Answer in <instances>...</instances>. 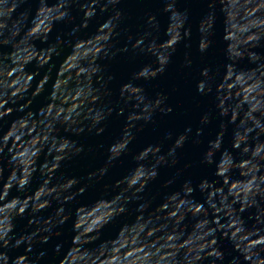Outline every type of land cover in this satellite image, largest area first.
I'll return each mask as SVG.
<instances>
[{"label":"clouds","instance_id":"1","mask_svg":"<svg viewBox=\"0 0 264 264\" xmlns=\"http://www.w3.org/2000/svg\"><path fill=\"white\" fill-rule=\"evenodd\" d=\"M85 260L264 264V0H0V264Z\"/></svg>","mask_w":264,"mask_h":264}]
</instances>
